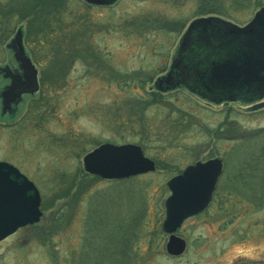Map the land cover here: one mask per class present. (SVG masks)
Here are the masks:
<instances>
[{"label":"rangeland","instance_id":"1","mask_svg":"<svg viewBox=\"0 0 264 264\" xmlns=\"http://www.w3.org/2000/svg\"><path fill=\"white\" fill-rule=\"evenodd\" d=\"M220 1L228 8L217 15L221 18L236 24L229 18L233 14L243 25L253 16L254 11L237 13L228 0ZM197 3L119 0L87 8L68 1L63 10L69 21L92 19L89 45L102 63L93 57L73 62L63 81L48 86H42L40 67L55 56L54 47L47 51L40 40L42 45L34 44L25 21H13L0 47V66L10 63L5 45L22 26L23 48L32 61H40L34 63L40 89L22 97L16 116H0V161L34 184L41 216L2 239L0 264H264V176L257 185L250 182L249 193L247 183L240 189L232 183L240 163L257 154V142L264 146V107L253 111L241 102L208 104L189 91L165 90L168 104L143 108L131 93L148 94L167 71L181 33L201 17L195 13ZM146 16L155 24L157 17L176 20L178 32L154 31L155 26L149 35L137 32L150 27L133 26L137 17ZM4 84L0 76V89ZM45 97L44 122L26 119L27 109ZM258 132L256 141L252 136ZM101 143L140 146L155 170L116 181L89 176L82 159ZM212 158L223 165L216 198L201 215L183 222L177 235L186 249L168 256V235L159 227L170 194L165 184L187 165Z\"/></svg>","mask_w":264,"mask_h":264},{"label":"water","instance_id":"2","mask_svg":"<svg viewBox=\"0 0 264 264\" xmlns=\"http://www.w3.org/2000/svg\"><path fill=\"white\" fill-rule=\"evenodd\" d=\"M94 6H110L117 0H82ZM143 1V0H142ZM18 28L7 44L12 49L23 81L18 77L0 93L2 114L22 94L37 92V70L26 55ZM8 67L0 69L6 71ZM8 77V75H5ZM165 91L183 86L207 101L253 102L264 97V7L244 26L215 17L192 20L182 34L167 73L154 82ZM255 104L251 110L263 107ZM85 173L103 180H123L155 170L152 160L134 144H100L82 159ZM218 158L196 161L166 182L161 230L168 234L165 253L179 256L185 240L176 232L185 219L205 211L222 173ZM13 165L0 162V240L18 227L39 220V195L34 185Z\"/></svg>","mask_w":264,"mask_h":264},{"label":"trees","instance_id":"3","mask_svg":"<svg viewBox=\"0 0 264 264\" xmlns=\"http://www.w3.org/2000/svg\"><path fill=\"white\" fill-rule=\"evenodd\" d=\"M54 1L57 2H55V4L51 7L50 4H52ZM59 1L61 7L56 8ZM59 1L0 0V47L5 43L6 38H8L10 36V33L12 32L11 27L13 26V21H25L26 28L28 30L30 29V32L28 31V33L30 34L33 31L35 34L34 37L36 38H34V40L32 41L34 44L42 45L41 42L45 43L44 46L47 51L50 50V46L54 47V51H52V53H54L55 56L50 59H44L43 62L45 63V66L40 67L42 68V86L54 84V80L58 82L63 81L64 76L67 75L68 70L73 62L89 60L88 57H93L95 60L100 61V64L102 63L101 60L98 59V55H93L95 50L89 45L92 32L90 30V27H88V24L92 19H87L86 15L85 18L73 17L69 21L68 17L70 16V14H68L69 12L66 9L63 10V8H67L68 1L71 0ZM196 1L198 3L197 7L195 8V13L199 14L198 16L222 15L225 14L226 10H228V8L224 7L225 5L222 4L224 3V1ZM74 2L82 3L79 0H74ZM228 2L231 5L230 7H233V10L237 11V13L239 11L253 12L256 10V8L264 6L263 0H232V2L228 0L227 3ZM84 5L87 8L91 7L86 4ZM141 18L142 17H137L133 22V26L140 22L143 25L148 24L150 27L144 28L143 30L141 29L137 32L144 31L145 35H149L153 32L147 30H150L149 28L153 29L154 26V31L156 29L163 32H178L176 26V23L178 22L176 20H164L161 17H157V23L155 24L152 18H149V16H146L144 20ZM229 18L235 21L236 24L240 22V18L235 17L233 14L229 15ZM33 51L34 50H32V52ZM35 52H38V49L35 48ZM33 63L40 65V61L38 60H34ZM131 93L137 94L133 98L136 99L135 102L137 105H139V107L146 108L148 106L152 107L153 105L158 106L160 104L169 103L166 95L159 90L157 91V89H155L154 87L152 91L148 92V94H139V91H133ZM129 96L130 95H127L126 97ZM42 99L43 100L38 99L40 101H43L41 102V104L30 106L27 109L26 115L24 116L26 119L40 121L44 118L43 115L46 107L44 101H47L49 98L45 97V99ZM43 122L40 121V123ZM252 138H257L256 141H259V139L261 138L260 132L255 133ZM258 145L259 144L257 142V145L254 149V152L256 151L255 153L257 154L250 155L251 160H243L240 163L239 169L235 173H233V188L240 189L247 183L246 190L249 193V189L252 190L249 186H254V183L255 185H257L258 180H260V178L264 176V146L262 145V147H258ZM251 181L254 183H250ZM244 191L245 189L242 192ZM243 195H245V193ZM214 198H216V196ZM214 198L212 201H214ZM219 210L225 211V209H223L222 207Z\"/></svg>","mask_w":264,"mask_h":264},{"label":"flooded vegetation","instance_id":"4","mask_svg":"<svg viewBox=\"0 0 264 264\" xmlns=\"http://www.w3.org/2000/svg\"><path fill=\"white\" fill-rule=\"evenodd\" d=\"M10 54V53H9ZM11 60H10V63H6L4 64L3 66L4 67H8V69H6V71L2 72L0 70V76L2 78L3 81H5V84L1 87L0 91L2 89H6V87H8L10 85V82L11 80L9 76H12L13 79H16V77H18L19 80L23 81V75H24V71L19 69V65L18 63L16 62L14 58V53L11 52ZM2 68V66H0V69ZM5 75H8V77H5ZM256 102H260V103H263L264 104V97H261L258 101H255V102H252V103H249V104H254ZM23 103V100L21 101H17L16 103H11L10 106H8L4 111L3 114H1V109H0V116L1 117H14L17 115L18 113V109L19 107L22 105ZM223 104H227L226 102H223ZM30 226V225H29ZM19 229H17L16 231H19ZM1 242V241H0Z\"/></svg>","mask_w":264,"mask_h":264}]
</instances>
